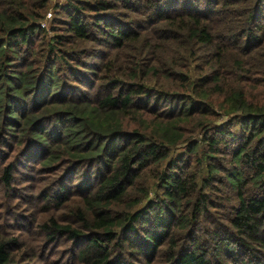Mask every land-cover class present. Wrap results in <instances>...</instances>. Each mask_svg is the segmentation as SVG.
<instances>
[{
    "label": "trees",
    "instance_id": "trees-1",
    "mask_svg": "<svg viewBox=\"0 0 264 264\" xmlns=\"http://www.w3.org/2000/svg\"><path fill=\"white\" fill-rule=\"evenodd\" d=\"M122 1L67 4L73 11L67 33H44L46 51L30 49L25 69L14 71L21 50L43 33L34 22L49 2L0 0V136L28 130L49 151L43 167L64 160L79 171L72 185L45 197L46 210H66L73 198L80 204L19 234L3 230L7 215L0 211V264H153L162 250L169 264H264V0H147L161 25L143 53L122 58L131 73L114 69L99 80L95 97H61L59 63L79 44L106 38L101 45L114 53L137 39L114 19ZM235 13L251 28L241 33L232 26ZM85 17L98 29H87ZM53 55L56 71L48 70L40 90L42 66ZM36 58L41 65L29 77ZM48 90L55 97L44 114L55 115L57 129L37 131L38 117L10 111ZM209 116L231 120L202 141L191 139L207 130ZM3 172L0 186L8 191L12 166ZM76 182L86 189H73ZM214 184L228 194L219 203L208 197ZM218 210L228 212L227 228L217 223ZM60 239L75 242L64 263L46 256Z\"/></svg>",
    "mask_w": 264,
    "mask_h": 264
},
{
    "label": "rangeland",
    "instance_id": "rangeland-1",
    "mask_svg": "<svg viewBox=\"0 0 264 264\" xmlns=\"http://www.w3.org/2000/svg\"><path fill=\"white\" fill-rule=\"evenodd\" d=\"M47 1L49 2V6L45 16L41 14V20L34 22V25L39 26L43 33L38 32L36 36L31 38L29 45L21 50L19 54L20 59L11 67L14 71H22L25 69L31 57V53L29 55L30 49H36L39 53H44L46 51L43 42H41L44 38V33L48 38L56 34L65 35L67 33L65 27L69 26L70 17L73 14L71 8L67 10V4L78 5L77 3L86 0ZM146 1L147 0H123L121 3L124 7L122 10L115 12L116 16L114 19L123 23L122 25L125 26L124 28L127 34H138L137 39L129 43L128 50L124 52L118 51L119 53L115 51L113 53L109 45H101L103 41L105 42L107 40L106 38L102 39L100 36L101 40L97 42L89 41L85 44H79L76 47L77 51L74 52L69 59L59 63V83L62 85L61 97H66V99L72 100L73 102L87 97H95L99 89L97 87L101 85L99 80L110 75L114 69L117 70L119 67L122 69L123 73H131L132 66H124L122 58L135 56L140 50H142L143 53L145 47L149 46L150 41L155 38L157 39L159 26L161 25L158 21L160 18L154 17L151 8L145 5ZM207 4V2H203L199 7L205 9ZM182 8L183 5H181L178 10ZM83 21H85L84 24L87 26V29H98L90 19H86L85 17ZM231 22L232 26L236 27L238 31L241 30V33H244V29L251 28L250 25H248V27L245 26V17L240 13H235ZM93 33L99 32L94 30ZM259 53L264 55L262 51H259ZM147 56L148 55L145 54L144 59H146ZM56 62L57 55L56 57L53 55L51 61L42 66L43 73L38 80L40 81L39 85L36 86L39 87L40 90L43 88V79L46 78L48 70L52 69L53 73H55L56 68H53V65ZM33 63L34 65L29 77H36L35 70L41 65L37 58ZM53 83L54 80L50 81V84ZM32 92L33 90H29V93ZM50 92L51 90H48L46 95H43V92L35 95L36 91H34L31 96L24 99L22 105L15 102L12 108H10V111H17L18 117H20L21 113H27L30 114V116L33 115L38 117L40 125L37 126L35 130L41 131L42 129H46L44 131L51 132L53 128H58V125H55V123L59 120L50 112L44 114L46 109L53 106L50 104V101L55 95H49ZM61 97L57 99H62ZM35 98H37V102L34 103L33 100ZM160 108H162V106ZM220 113L221 112L217 110V114ZM7 115L8 114H6V116ZM16 120H19V118H16ZM203 120L204 119L200 117V121ZM229 120H231V118L223 116L212 118L209 116L206 118V121L210 123L207 130L205 127H202L191 136V139L194 141H202L204 135L210 136V131L215 125L226 123ZM233 123H235V120ZM7 124L12 123L9 122ZM1 135L4 139L0 136V181L4 173V168L9 165L12 166V175L14 177L11 184L12 188L8 191L2 190L0 186V211L4 209L3 211H5L7 215V218L2 224V228L6 233L19 234L25 231H31L37 225V222L48 219L52 215H57V218H61L69 214L70 207L80 205L78 200L73 198L74 203L67 202L64 204L65 207L68 208L66 210H46L45 197H52L62 187V184L71 183L72 185L73 181L79 179V171H74V169L67 167V162L64 160L52 168L43 167L41 162L49 151L43 147V144L34 142L28 130L24 133L23 137L22 133L15 134V132L7 130L6 135ZM80 186L81 184L77 185L76 182L73 184L72 188L86 189ZM213 187V189L208 191V197L212 198L216 203H219L220 199H225L228 196L227 191L221 188V186L214 184ZM152 197H154L153 194ZM220 203L226 207L228 206L226 203ZM0 213L3 214L4 212ZM215 213L217 223L227 228V222H225L224 219L228 215V212L225 210H218ZM32 218H35L34 225L33 220H31ZM208 231L210 232V230ZM220 237L227 245H231L233 242V240L229 239L224 234ZM63 242L66 243L65 246H63ZM178 242L188 245L187 247L190 246L187 237H180ZM74 243L73 241L69 242L67 239H60L59 245L56 247L55 251L46 254L47 258H51L52 261L59 263L63 261L62 263H64L63 259L67 258L65 254L71 251L74 247ZM153 264H169L167 254L162 250Z\"/></svg>",
    "mask_w": 264,
    "mask_h": 264
}]
</instances>
